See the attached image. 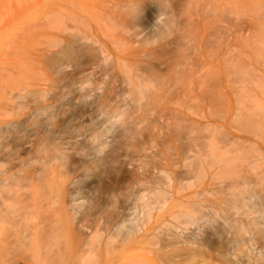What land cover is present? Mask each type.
<instances>
[{
  "label": "rangeland",
  "instance_id": "rangeland-1",
  "mask_svg": "<svg viewBox=\"0 0 264 264\" xmlns=\"http://www.w3.org/2000/svg\"><path fill=\"white\" fill-rule=\"evenodd\" d=\"M11 1L0 11V125L42 98L39 113L61 108L55 135L40 132L57 180L35 172L50 228L43 264H264V0ZM71 4L90 26L68 19ZM102 64L90 100L128 130L110 147L103 122L104 143L73 146L83 112L59 87ZM22 139L31 172L42 160ZM97 162L110 172L83 175ZM64 198L79 221L69 203L61 212Z\"/></svg>",
  "mask_w": 264,
  "mask_h": 264
},
{
  "label": "bare ground",
  "instance_id": "bare-ground-1",
  "mask_svg": "<svg viewBox=\"0 0 264 264\" xmlns=\"http://www.w3.org/2000/svg\"><path fill=\"white\" fill-rule=\"evenodd\" d=\"M81 7V4H79ZM12 8L11 0H0V11H5ZM64 14H67L69 20L73 24L87 23L90 26V22L79 16L76 7L71 4L64 8ZM78 9V8H77ZM101 33L104 34L105 30L102 26H99ZM199 37V35H197ZM50 45L62 37L47 34L44 38ZM67 47L71 49L69 44ZM68 48V49H69ZM190 56L184 55L179 60L177 67L181 74L184 75L186 66L188 65ZM107 70L106 64L99 65L96 70L85 74V76L79 81L71 84L68 87H59L61 94L64 97L74 99L81 106L83 112V120L80 123L75 124L67 134L68 139L72 142L73 146H77L81 143H86L89 147H95L98 143H104L103 139L95 133L97 126L103 122H109L115 128L113 139L106 141L110 147H114L118 143V137L124 135L127 132V127L120 120L118 114L104 115L101 108L98 107L92 100H90V94L92 88L91 82L103 81V75ZM204 76L203 73L199 77ZM184 78V77H183ZM52 90V87L50 91ZM190 88V93L192 92ZM29 89L25 93H30ZM25 98L22 93H18L17 99ZM29 111L19 118L6 120L0 125V264H43V245L45 243L46 235L49 232L48 218L43 210V199L36 188V171L42 170L45 177L52 179L56 182V173L54 167V160L56 158L57 150L41 148L40 132L48 134L49 137H53L57 132L58 126L51 119L54 114H59L60 107L54 109L48 113H39L40 110L47 109L49 105L48 99L42 98L34 102ZM39 119L41 122L39 127L33 126L34 120ZM70 117H63V121H70ZM89 122V128L83 129L84 123ZM135 126V124H134ZM28 134L33 139L31 143L23 142L20 144V148L24 152L34 151L37 156L40 157L41 164L35 166L31 172L24 169L25 159L21 153L16 149L18 141L23 140L22 135ZM81 140V141H80ZM76 151L71 157H76ZM128 162L124 159V167L128 170ZM42 166V167H41ZM97 173L102 177L109 173L106 162H97L89 166L83 175H90ZM54 190V189H53ZM52 195H54L52 193ZM33 202H27L30 199ZM67 203L70 204L71 210H75L73 214V220L79 221V217L76 213L75 204H71L66 198L63 199L62 209L65 208ZM32 204L34 206H32ZM65 209L63 210V212ZM18 230L21 233V237L11 243V232ZM3 236V238H2ZM7 240V246L4 240ZM22 254V256H21ZM17 256V257H16ZM10 258L13 261L10 262ZM18 258V259H17ZM21 260H20V259ZM16 261V262H15Z\"/></svg>",
  "mask_w": 264,
  "mask_h": 264
}]
</instances>
